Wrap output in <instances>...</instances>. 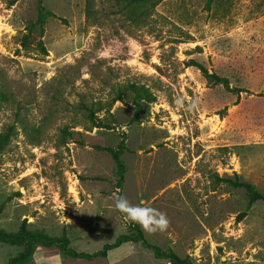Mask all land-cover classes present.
Returning a JSON list of instances; mask_svg holds the SVG:
<instances>
[{
    "label": "rangeland",
    "instance_id": "374dc122",
    "mask_svg": "<svg viewBox=\"0 0 264 264\" xmlns=\"http://www.w3.org/2000/svg\"><path fill=\"white\" fill-rule=\"evenodd\" d=\"M42 2L65 19L46 20L47 56L18 51L37 0H0V131H18L0 156V230L16 232L25 219L29 229L66 234L72 248L92 253L136 223L116 208L123 197L165 213L163 232L137 224L150 243L192 264H264V202L247 209L244 189L214 178L235 172L264 194V0H161L140 24L116 14L111 0H93V26L85 0ZM189 59L246 91L209 85ZM127 82L154 101L133 119L127 93L100 114L113 128L85 130L80 102L110 98ZM64 128L73 132L66 143ZM122 139L120 180L99 147L117 149ZM20 251L0 243V264ZM28 264L170 263L128 242L92 261L38 247Z\"/></svg>",
    "mask_w": 264,
    "mask_h": 264
},
{
    "label": "trees",
    "instance_id": "16d2710c",
    "mask_svg": "<svg viewBox=\"0 0 264 264\" xmlns=\"http://www.w3.org/2000/svg\"><path fill=\"white\" fill-rule=\"evenodd\" d=\"M8 6L13 5L18 0H4ZM112 7L115 9L116 14H120L128 22L132 24L142 23L149 15L150 12L161 2V0H111ZM93 0H85L86 11V23L88 25H95V10L93 8ZM36 17L33 21H30L19 32L18 44L20 45V51L30 52L32 50L37 51L42 56H47L48 51L42 40L44 33V25L48 18H58L65 22L64 18L58 17L54 12L46 9L42 0H37L36 4ZM36 34V36H35ZM35 41V43H34ZM187 67L193 66L200 70L201 74L209 85H222L223 88L233 94L239 95L242 91H246L240 87L230 86V83L226 77L220 76L217 73L209 72L208 69L200 62L189 59L185 62ZM112 96L110 98H99L91 102H80L79 108L82 110L85 119V130H91L93 128H113L109 122L104 120L101 113H110V110L116 101L124 102V95L130 93L133 97L132 102L135 106V115L133 119H136L137 113L142 107V103H151L154 101L152 93L143 85L135 82H127L119 84L115 90L111 91ZM133 121V120H132ZM75 126H72V128ZM18 133L15 125L8 124L0 131V156L8 149L13 138ZM73 132L64 128L62 130L61 137L63 142H67L66 135L71 136ZM122 142L117 149L111 147H99L106 151L113 158L120 180L124 174V164L121 161ZM215 183H226L235 188H242L245 190L248 204L247 209L255 201L264 202V194L261 193L256 186L251 183L242 180L237 173H233V176L220 177L217 173L214 174ZM92 179L105 180L104 177L96 176ZM120 188V184L116 186ZM11 196L6 198L9 201ZM3 204L0 205V212L2 211ZM246 216V210L237 214V221H241ZM128 232L119 235L114 242L106 243L103 247L95 252L87 253L77 251L70 246V240L66 234L61 236H51L41 230H31L27 226V222L24 219L16 232H6L0 230V243H6L10 245H17L21 247V251L15 256L9 258L7 264H28L33 260V255L36 248L55 247L59 250L62 257H70L74 259H84L92 261L97 258H106L108 252L120 245L128 242H139L144 248L152 251L153 255L157 259L167 260L170 264H192L189 257H181L171 248L163 249L160 246L150 243L144 236L142 230L137 223H132L128 227Z\"/></svg>",
    "mask_w": 264,
    "mask_h": 264
},
{
    "label": "clouds",
    "instance_id": "9594fccd",
    "mask_svg": "<svg viewBox=\"0 0 264 264\" xmlns=\"http://www.w3.org/2000/svg\"><path fill=\"white\" fill-rule=\"evenodd\" d=\"M116 208L134 222L139 223L146 231H165L169 226L167 215L151 207L133 206L126 198L120 197L116 201Z\"/></svg>",
    "mask_w": 264,
    "mask_h": 264
}]
</instances>
